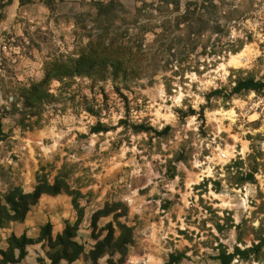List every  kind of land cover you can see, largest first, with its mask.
<instances>
[{"label":"rangeland","instance_id":"obj_1","mask_svg":"<svg viewBox=\"0 0 264 264\" xmlns=\"http://www.w3.org/2000/svg\"><path fill=\"white\" fill-rule=\"evenodd\" d=\"M125 2L25 0L0 22V107L47 73L54 98L31 129L1 110L0 204L38 175L69 190L0 227V261L264 264V0Z\"/></svg>","mask_w":264,"mask_h":264},{"label":"trees","instance_id":"obj_2","mask_svg":"<svg viewBox=\"0 0 264 264\" xmlns=\"http://www.w3.org/2000/svg\"><path fill=\"white\" fill-rule=\"evenodd\" d=\"M12 0H0V9L5 8V6L10 3ZM112 8L110 6H103L100 8V16L102 14L110 13ZM137 12V10H136ZM2 15H0V19ZM120 51V50H119ZM109 56H114L112 59L114 62H118L122 57V53L109 52ZM91 59V57H90ZM59 73L70 75L72 73V67L68 65L57 67ZM78 70H75V72ZM50 80V74L47 73L45 79L32 83L29 86L21 85L12 87L11 96L6 97L8 104L6 106L0 107V137L4 135L3 130V113L16 115L17 113L20 115V118H17L16 124L19 125L23 129H31L36 127L39 124V119L33 120L35 115L41 114V112L54 101L53 95L50 93V88L47 85ZM7 108H10L8 111ZM61 192H69L68 186L64 184L50 185L47 180H45L41 175H38V185L36 186L33 192L23 193L19 192V190L15 189L10 192L6 196V202L12 208L9 209L8 205L3 206L0 204V227H5L6 223L13 221H23L26 218L27 212L30 210L32 206L37 204L42 197L43 194H60ZM18 195V198L16 197ZM11 210H13L14 214H11ZM82 222V217L80 216L76 221L73 230H78L79 225ZM120 228L126 230L128 232L127 238L122 240L118 248L126 253L127 245L132 243V231L131 228L126 225H121ZM77 236L76 232H72V228L68 226L64 230V234L60 236L61 244L64 248V258L69 261H74L78 258V256L82 252V246L74 240ZM23 240L26 244L31 243L26 237H22L21 239L17 238L16 235H12L10 239V249L14 248V243ZM100 245L94 250V254L97 250L100 249ZM71 250V251H69ZM4 259L0 261V264H11L14 263L12 258H9L6 252H3Z\"/></svg>","mask_w":264,"mask_h":264},{"label":"crops","instance_id":"obj_3","mask_svg":"<svg viewBox=\"0 0 264 264\" xmlns=\"http://www.w3.org/2000/svg\"><path fill=\"white\" fill-rule=\"evenodd\" d=\"M23 1L25 0H12L10 3H8L6 6H5V12H6V15L4 17H2V19H0V22L2 23H9L11 22L12 20V13L14 11H17L19 8H22L24 7V3ZM27 2H35L34 5H45V0H26ZM54 1V4L58 7H61L62 5L64 4H70L73 8H74V12H78L80 9H83L85 4H84V0H53ZM94 2H97V3H100V5L102 6H107L109 4H111L114 0H92ZM123 5H127V6H130L131 4L130 3H127L125 2V0H120ZM134 2H136V0H133ZM30 3V4H32ZM28 4V5H30ZM0 230H2L0 228ZM6 237L4 236V239ZM7 242V241H6ZM5 246V243L4 241H0V249L1 247Z\"/></svg>","mask_w":264,"mask_h":264},{"label":"built area","instance_id":"obj_4","mask_svg":"<svg viewBox=\"0 0 264 264\" xmlns=\"http://www.w3.org/2000/svg\"><path fill=\"white\" fill-rule=\"evenodd\" d=\"M222 158H227V154L225 152L222 153Z\"/></svg>","mask_w":264,"mask_h":264}]
</instances>
